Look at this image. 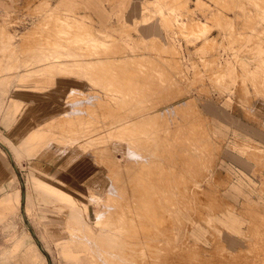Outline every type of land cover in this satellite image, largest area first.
<instances>
[{
  "label": "rangeland",
  "instance_id": "1",
  "mask_svg": "<svg viewBox=\"0 0 264 264\" xmlns=\"http://www.w3.org/2000/svg\"><path fill=\"white\" fill-rule=\"evenodd\" d=\"M94 3L0 0V138L50 127L92 163L65 181L87 203L28 185L36 219L0 215V264H264V0ZM25 231L39 258L6 253Z\"/></svg>",
  "mask_w": 264,
  "mask_h": 264
},
{
  "label": "crops",
  "instance_id": "2",
  "mask_svg": "<svg viewBox=\"0 0 264 264\" xmlns=\"http://www.w3.org/2000/svg\"><path fill=\"white\" fill-rule=\"evenodd\" d=\"M89 5H92V0H87ZM94 6L99 9L101 0H93ZM91 7V6H90ZM51 63V62H50ZM52 79L48 78L47 81ZM30 89H44L41 82L36 81L31 85ZM48 88H55L56 86H47ZM58 88V87H56ZM55 88V89H56ZM34 90L26 91L22 93L27 99H35L36 96L45 97L42 93H33ZM55 92V90H54ZM58 91L55 92L57 94ZM42 95V96H40ZM56 103L61 105L65 104L66 97L61 93L54 99ZM10 110L6 111V116H10L11 113H16L20 110L22 104L18 100H12L10 104ZM0 104V108H1ZM59 135L54 132L50 127H38L30 129L24 132L23 125L19 127L16 132H6L5 139L0 138V142L6 147V151L9 154V163L11 169L5 167L0 170V215H7L14 210V207L19 205L24 211L25 215L29 216V209L35 213L32 219H36L35 203L32 199L28 200L27 204V191L31 186L32 195L35 191L40 198L45 202L46 206L51 204L59 207L60 209H67L72 202L82 201L87 203V199L78 191L77 187L65 184L68 178L69 172H75L80 179H83L87 174V170L92 166V163L88 157H83L80 160L76 159V154L72 153L71 149L60 147L65 144H61L54 139ZM8 144H7V143ZM58 143L59 147L53 145ZM248 143H246V146ZM258 145V144H252ZM260 147V146H259ZM261 148V147H260ZM8 149V150H7ZM247 155L256 161L260 158H264V154L261 152L253 153L247 150ZM262 150V149H261ZM0 151L6 153L0 144ZM260 156V157H259ZM20 161L22 167L19 166ZM17 180V182H16ZM19 181V183H18ZM77 183L76 181L74 182ZM79 190L87 191L85 186L77 183ZM261 188L264 191V178H262ZM28 197H30L28 195ZM85 209V206L83 205ZM39 222H43L44 225L49 227L50 219L45 216H39ZM55 232V228L49 227L47 233L51 234ZM31 233L27 231L16 234L13 236L12 245L9 247L6 253L13 254L21 249L27 250V255L39 258L37 252V244L31 242ZM50 236V235H49ZM65 240V238H58L56 243Z\"/></svg>",
  "mask_w": 264,
  "mask_h": 264
},
{
  "label": "water",
  "instance_id": "3",
  "mask_svg": "<svg viewBox=\"0 0 264 264\" xmlns=\"http://www.w3.org/2000/svg\"><path fill=\"white\" fill-rule=\"evenodd\" d=\"M4 148H6L2 143H0ZM8 150V149H7Z\"/></svg>",
  "mask_w": 264,
  "mask_h": 264
},
{
  "label": "bare ground",
  "instance_id": "4",
  "mask_svg": "<svg viewBox=\"0 0 264 264\" xmlns=\"http://www.w3.org/2000/svg\"><path fill=\"white\" fill-rule=\"evenodd\" d=\"M1 143V142H0Z\"/></svg>",
  "mask_w": 264,
  "mask_h": 264
}]
</instances>
